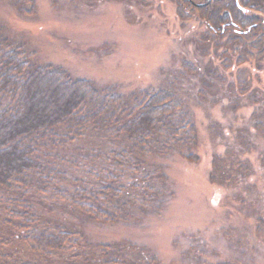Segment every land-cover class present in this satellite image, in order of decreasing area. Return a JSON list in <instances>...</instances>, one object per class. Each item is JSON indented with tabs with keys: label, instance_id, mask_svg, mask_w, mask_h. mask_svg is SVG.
<instances>
[{
	"label": "trees",
	"instance_id": "1",
	"mask_svg": "<svg viewBox=\"0 0 264 264\" xmlns=\"http://www.w3.org/2000/svg\"><path fill=\"white\" fill-rule=\"evenodd\" d=\"M3 1L18 16L34 15L35 0ZM206 2L176 0L175 15H195L205 25V38L221 37L232 46L233 60L213 65L210 78L199 83L190 81L198 74L193 61L182 60L180 68L193 75L178 73L162 88L152 82L126 90L116 84L94 87L40 62L25 31L0 20V264H154L147 249L130 240L114 242L102 231L129 224L134 232L135 223L170 193L158 159L181 152L192 156L201 135L219 133L206 112V120L197 121L206 107L189 106L181 83H189L190 96L200 90V102L209 98L220 115L217 106L225 100L233 113L238 101H251L246 123L227 130L244 136L240 141L247 134L264 137V92L246 93L253 87L250 70L261 75L264 69V62H257L264 58V0ZM220 68H236V80ZM222 83L227 89L220 97L226 99H211ZM237 167L233 179L249 169ZM240 201L252 213L253 232L264 240L263 216L253 202ZM231 243L235 248L237 242Z\"/></svg>",
	"mask_w": 264,
	"mask_h": 264
},
{
	"label": "rangeland",
	"instance_id": "2",
	"mask_svg": "<svg viewBox=\"0 0 264 264\" xmlns=\"http://www.w3.org/2000/svg\"><path fill=\"white\" fill-rule=\"evenodd\" d=\"M176 4V0H35L34 15L27 18L18 16L9 2L3 1L0 20L13 31H25L40 62L59 66L94 87L116 84V88L126 90L152 82L162 88L178 73L193 75L180 68L182 60L193 61L197 67V76L190 77L191 82L197 83L210 78L221 60H233L231 45L221 37L205 38V25L195 20V15L177 18ZM224 50L226 57L221 55ZM261 61L264 58L257 59ZM236 68H220L219 72L236 80ZM249 73L254 77L253 87L246 93H263L264 69L261 75L252 70ZM256 77L260 79L257 81ZM181 84L179 90L185 93L183 100L189 106L206 107L197 121L202 123L207 115L219 133L201 135L191 150L192 156L184 157L181 152L158 159L166 192H170L167 198L163 196L150 207L135 223L134 232L128 231L129 224H122L102 231V235L114 242H135L147 249L154 264H264V240L253 232L256 223L248 216L252 213H246L240 201L243 197L253 202L264 219V137L256 139L247 134L240 141L244 136L227 130L231 124L238 127L246 123L245 116L252 112L253 104L242 99L238 101V112L233 113L225 95L220 97L227 89V83H222L219 91L210 94L211 99L225 100L217 106L223 109L220 115L209 98L206 103L200 102V90L190 96L189 83ZM237 166L249 169L238 176L235 172L237 178L233 179ZM223 173L229 176L223 177ZM226 221L238 226L239 232L228 227ZM93 228L88 227L96 241ZM232 240L237 242L235 248Z\"/></svg>",
	"mask_w": 264,
	"mask_h": 264
}]
</instances>
